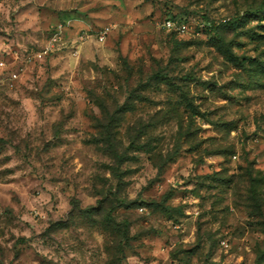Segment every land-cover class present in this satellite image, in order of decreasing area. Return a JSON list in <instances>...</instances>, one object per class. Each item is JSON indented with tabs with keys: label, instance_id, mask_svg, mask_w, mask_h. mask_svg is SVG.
I'll return each instance as SVG.
<instances>
[{
	"label": "rangeland",
	"instance_id": "rangeland-1",
	"mask_svg": "<svg viewBox=\"0 0 264 264\" xmlns=\"http://www.w3.org/2000/svg\"><path fill=\"white\" fill-rule=\"evenodd\" d=\"M0 264H264V0H0Z\"/></svg>",
	"mask_w": 264,
	"mask_h": 264
},
{
	"label": "built area",
	"instance_id": "built-area-1",
	"mask_svg": "<svg viewBox=\"0 0 264 264\" xmlns=\"http://www.w3.org/2000/svg\"><path fill=\"white\" fill-rule=\"evenodd\" d=\"M163 25L167 28V29H171V30H176V31H186L188 29V24L185 22H178L173 18H166L163 22ZM110 31V26L105 27V29H103L100 33H99V39L100 40H104L106 35L108 34V32ZM59 30H57L50 38L49 44L46 45V47L42 50L43 53H48L49 50H51L53 48L54 43H56L58 41V39H60L59 36Z\"/></svg>",
	"mask_w": 264,
	"mask_h": 264
},
{
	"label": "trees",
	"instance_id": "trees-1",
	"mask_svg": "<svg viewBox=\"0 0 264 264\" xmlns=\"http://www.w3.org/2000/svg\"><path fill=\"white\" fill-rule=\"evenodd\" d=\"M170 18H173L174 19L175 17H170Z\"/></svg>",
	"mask_w": 264,
	"mask_h": 264
}]
</instances>
